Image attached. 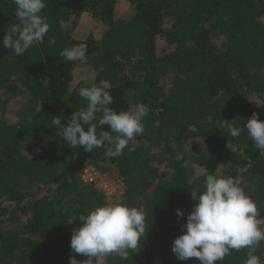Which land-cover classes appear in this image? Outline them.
Here are the masks:
<instances>
[{"label": "trees", "instance_id": "obj_1", "mask_svg": "<svg viewBox=\"0 0 264 264\" xmlns=\"http://www.w3.org/2000/svg\"><path fill=\"white\" fill-rule=\"evenodd\" d=\"M125 1L133 10L127 19L116 17V0H46L49 32L17 57L3 46L6 30L19 23L16 5L0 0V107L26 96L28 112L15 124L0 118V264H68L71 227L108 204L100 190L82 182L85 161L122 184L116 203L142 206L146 213L139 247L129 250L127 260L106 256L105 264H200L196 258L177 260L172 246L194 208L190 192L202 191L208 174L239 178L264 218V151L246 129L232 137L219 127L223 119L243 128L254 112L264 121V111L251 101L264 104V0ZM85 13L104 32L77 42L64 24ZM158 40L166 46L163 56ZM72 46H83L81 64L94 73L92 82L72 85L80 62L60 56ZM92 84L109 91L117 112L136 103L149 108L143 134L119 157L106 159L103 148L72 149L61 129L50 125L58 116L66 125L74 111L86 109L79 89ZM190 140H199L196 155L177 157ZM220 165L226 166L218 174ZM22 181L51 196L21 192ZM247 251L233 250L217 264H244ZM256 254L264 261V242Z\"/></svg>", "mask_w": 264, "mask_h": 264}, {"label": "clouds", "instance_id": "obj_2", "mask_svg": "<svg viewBox=\"0 0 264 264\" xmlns=\"http://www.w3.org/2000/svg\"><path fill=\"white\" fill-rule=\"evenodd\" d=\"M13 2L19 23L6 30L3 46L19 57L33 45L43 43L50 24L42 12L47 6L46 0ZM60 56L74 62L82 59L84 52L80 46H72L64 48ZM79 96L88 102L86 109L74 111L66 125H62L63 116L50 121L51 126L61 129L60 136L68 147L82 146L85 152L103 148L105 158L110 159L121 156L129 142L143 134V120L149 113L144 103L117 112L110 107L113 97L109 91L96 84L81 87ZM96 113H102L98 122L89 124ZM104 125L109 126L110 131H104ZM219 127L226 128L232 137L239 136L246 129L255 147L264 151V121L259 113L254 112L243 128L223 119ZM190 193L194 208L187 215L186 223L181 225L183 234L175 238L172 246L177 260L196 258L200 264H217L233 250L247 248L244 264H264L256 254L264 242V218L260 217L257 204L246 194L239 178L208 174L203 190L193 189ZM176 215L183 218L184 212L177 209ZM79 220L81 226L73 229L70 248L73 254L86 259L80 261L72 255L69 264H105L104 258L109 255L127 260L129 250L137 249L147 232L146 213L142 206L127 203L97 206L88 215H81Z\"/></svg>", "mask_w": 264, "mask_h": 264}, {"label": "rangeland", "instance_id": "obj_3", "mask_svg": "<svg viewBox=\"0 0 264 264\" xmlns=\"http://www.w3.org/2000/svg\"><path fill=\"white\" fill-rule=\"evenodd\" d=\"M133 13L132 8L129 6V4L125 0H116V8H115V14L118 19H127L130 17ZM64 29L69 33V35L74 38L75 41L81 42L85 41L89 36L93 37L94 39H99L103 35V28L102 26L89 14H82L77 19H71L69 23L64 24ZM219 43V41L217 42ZM81 50L83 49V46H80ZM83 51V50H82ZM156 51L158 56H163L166 52V46L164 41L158 40L156 43ZM83 59V58H82ZM80 62V65H78L74 71H73V84H77L79 82H92L94 79V73L87 67L83 66L81 64V59L78 60ZM252 106L254 108H258L262 111H264V104H262L256 97H253L251 99ZM27 109V97H15L10 100L9 104L5 108L0 107V118H2L4 121H6L9 124H15L18 121H20L25 114L28 112ZM199 140L194 141H184L182 142L181 146H179V151L177 150L176 156H180L183 153H188L190 155L195 156L199 147ZM195 146V148H194ZM201 147V146H200ZM34 151V150H33ZM233 152L240 154L241 149L239 148H233ZM31 155V154H29ZM84 167L93 170L95 173L99 174L102 178H104L108 183L109 186L106 190H104V193L106 195V202L108 204L110 203H116V201L123 195L124 188L122 184L114 179L108 178L105 174L99 173V171L89 162H84ZM226 165H220L217 173L221 174L222 170L225 168ZM163 168H161V171ZM202 171L197 170V173L200 174ZM82 175V172H81ZM99 188V185H97ZM101 189V188H99ZM19 190L23 193H27L29 195H33L34 197L41 198L43 196H51L50 193L47 192V190H39L35 185L29 183L28 181H22V183L19 186ZM75 227H71V235L72 231ZM75 255V258L77 260H85L86 257L80 255V254H73ZM95 260V258H93ZM69 264V262H68Z\"/></svg>", "mask_w": 264, "mask_h": 264}, {"label": "built area", "instance_id": "obj_4", "mask_svg": "<svg viewBox=\"0 0 264 264\" xmlns=\"http://www.w3.org/2000/svg\"><path fill=\"white\" fill-rule=\"evenodd\" d=\"M81 180L84 183L92 184L95 188L100 190L104 195H105L104 190H106L109 186V183L104 178H102L99 174L95 173L93 170L88 168H85L83 170L81 175ZM97 185H99V188L101 189H99Z\"/></svg>", "mask_w": 264, "mask_h": 264}]
</instances>
